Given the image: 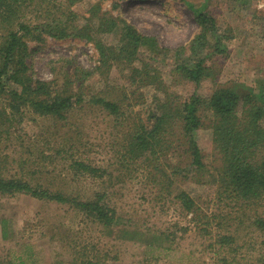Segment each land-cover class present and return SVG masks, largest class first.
Returning a JSON list of instances; mask_svg holds the SVG:
<instances>
[{
	"label": "rangeland",
	"instance_id": "1",
	"mask_svg": "<svg viewBox=\"0 0 264 264\" xmlns=\"http://www.w3.org/2000/svg\"><path fill=\"white\" fill-rule=\"evenodd\" d=\"M67 3L27 0L18 4L12 19L0 24V44L8 27L19 28L22 15L32 25L51 22L60 15V9L69 6ZM94 3L122 15L141 33L156 40H151L153 44L147 41L142 48L144 57L152 55L155 60L154 70L143 76L147 69L142 64L137 69L139 63L135 69L127 63H102L96 44L85 38L46 34L38 40L26 36L29 75L56 80L63 87L76 77L74 67L92 75L86 80L76 77L77 81L69 83V91H80L87 101L65 118L39 113L30 104L13 111L10 95L0 94V177L22 178L75 200L96 199L104 193L105 201L116 209L120 224L107 228L68 202L22 191L0 192L3 262L263 264L264 229L255 221L264 217V198L243 207L227 193L221 194L226 190L221 189L220 182L191 179L197 173L193 170L182 174L179 169L186 163L180 162L183 153L175 147L161 155L159 168L155 166L157 161L149 166L146 155L134 158L131 149L136 127L149 121L158 98L165 96L164 90L174 93L170 96L172 102H179L194 94L207 96L220 85L257 86L263 81L264 0H76L71 8L84 22ZM195 8L216 15L219 27L231 35L226 40L227 53L212 48L202 52L205 64L216 76L204 79L200 85L183 78L173 64L167 65L168 59L179 61L182 56L192 55V40L201 30ZM117 34H110L106 41L116 44ZM161 79L165 83L162 89ZM98 97L122 100L123 113H108L96 100ZM202 116L205 126L199 130L198 141L207 163L206 179H211L209 175L220 166V160L210 128L212 111H203ZM171 136L173 139L175 135ZM76 161L102 171L82 169ZM166 163L178 168L176 172ZM181 188L196 199L198 211L182 207L175 197ZM223 236L233 237L231 245L221 242Z\"/></svg>",
	"mask_w": 264,
	"mask_h": 264
},
{
	"label": "trees",
	"instance_id": "2",
	"mask_svg": "<svg viewBox=\"0 0 264 264\" xmlns=\"http://www.w3.org/2000/svg\"><path fill=\"white\" fill-rule=\"evenodd\" d=\"M11 1L6 0V3L1 1L0 24L12 19L15 11H18L17 5H23L27 0ZM66 1L69 6L60 9L58 11L60 15L51 22L40 21L32 25L22 15L23 19L19 21V28L8 27L6 33L1 35L3 41L0 44V94L10 95V106L13 111H21L23 105L30 104L39 113L65 118L69 111L87 101V96L80 91H69L72 88L69 83H72L74 79L77 81L76 77H83L86 80L92 75L88 70L74 67L76 77L68 81L65 88L56 80L47 81L29 75V66L26 61L29 46L26 36H32L38 40L44 38L46 34L56 38H85L96 44L102 63L107 65L127 63L132 64L133 69L139 63L140 65L136 66L137 69L141 64L143 69H147L143 76H149L150 71L155 68L152 55L144 57L142 54L145 51L142 48L147 41L153 44L151 40L156 43L155 39L141 33L122 15H115L103 9L100 3H94L88 15L84 16L85 21L81 22L78 12L71 8L76 0ZM194 13L201 30L192 40V55L182 56L179 61L168 59L167 65L171 67L173 64V69L183 78L200 85L204 79L216 76L213 69L205 64L202 52L212 48L211 50L217 53H227L229 47L226 40L230 39L231 35L222 31L216 15L210 11L195 8ZM112 33H118L116 44H109L106 41ZM79 73L80 75H77ZM159 85L161 89L165 88L163 79ZM163 92L165 96L163 94L158 98L159 104L155 110L150 111L149 121H143L136 127L137 131L133 134L134 148L131 149V154H135L134 158L146 155L149 166H154V161H157L155 166L159 168L161 155L175 147L183 153L180 162L186 163L185 167L179 169L182 174L185 175L187 171L193 170L197 173L191 179L195 178L198 182H220L221 189L226 190H222L221 194L227 193V197L238 200L243 207L255 204L264 198V79L257 86H246L240 83L230 86L220 85L207 96L194 94L179 102L170 100V96L174 93L168 90ZM96 100L103 104L102 108L108 113L117 116L123 113L122 100H107L102 97ZM207 110L212 111L213 114L210 128L213 130L214 149L219 156L217 159L220 160V166L209 175L212 180L206 179L207 163L198 141L199 130L205 126L202 112ZM171 135H175L173 139ZM175 140L180 143H175L177 142ZM180 152L177 153L180 154ZM260 153L262 157H256ZM184 156L188 158V161ZM75 164L91 172L102 171L101 168L82 161H76ZM166 164L173 168V164ZM173 169V172H176L175 169L178 168ZM15 191L71 203L107 228L120 224L116 209L105 201L104 193H99L96 199L75 200L64 193L44 188L43 185H33L22 178L0 177V192ZM175 197L179 199L185 210L198 211L196 199L186 189H179ZM255 223L264 229L263 216L257 217ZM232 241L233 237L229 236H223L221 239L224 244L231 245ZM262 262L264 264V258ZM0 264H5L1 256Z\"/></svg>",
	"mask_w": 264,
	"mask_h": 264
},
{
	"label": "crops",
	"instance_id": "3",
	"mask_svg": "<svg viewBox=\"0 0 264 264\" xmlns=\"http://www.w3.org/2000/svg\"><path fill=\"white\" fill-rule=\"evenodd\" d=\"M19 264H22V262H20Z\"/></svg>",
	"mask_w": 264,
	"mask_h": 264
}]
</instances>
